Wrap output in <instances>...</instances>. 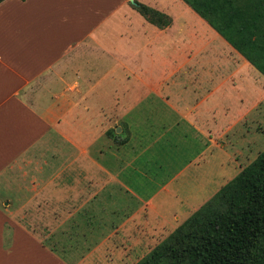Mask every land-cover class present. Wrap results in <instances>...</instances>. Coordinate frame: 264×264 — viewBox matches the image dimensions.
Segmentation results:
<instances>
[{
    "label": "crops",
    "instance_id": "1",
    "mask_svg": "<svg viewBox=\"0 0 264 264\" xmlns=\"http://www.w3.org/2000/svg\"><path fill=\"white\" fill-rule=\"evenodd\" d=\"M137 1L166 14L170 23L158 27L149 22L129 0L0 2V264H125L126 251L151 250L158 240L155 234L172 226L166 236L250 162L236 161L211 138L226 136L229 124L246 117L248 108L213 128L206 113L222 125L225 117L217 116L214 100L201 99L186 111L190 118L182 133L194 134L202 146L178 171L160 182L152 179L157 188L148 196L143 193V143L153 121L150 126L139 122L137 110L142 114L158 102L130 91L138 83L147 89L150 81L142 76L160 72L163 57L182 53L176 43L191 35L182 29L187 23L183 11L196 22L194 35L208 23L182 0ZM167 42L175 43L167 48L168 55L163 47ZM196 51L184 49L187 57ZM117 70L115 74L133 75L132 83L122 88L125 100L124 94L120 99L108 92ZM161 103L178 105L168 98ZM200 105L207 109H198ZM125 106L138 108L128 116L144 135L132 134L125 143L124 213L113 209L112 196L99 198L91 180L67 179L65 154L70 140L77 155L74 171L81 173V156L86 155L83 169L97 176L94 152L82 148V140L92 142L97 123ZM151 156L164 168L172 163L157 150ZM209 169L215 171L212 176L204 173Z\"/></svg>",
    "mask_w": 264,
    "mask_h": 264
},
{
    "label": "rangeland",
    "instance_id": "2",
    "mask_svg": "<svg viewBox=\"0 0 264 264\" xmlns=\"http://www.w3.org/2000/svg\"><path fill=\"white\" fill-rule=\"evenodd\" d=\"M182 4L187 7L184 1ZM181 17L187 21L182 29L186 31L185 33L191 34L187 41L176 43L179 48L178 51L182 53L174 55V58L163 57V69L160 72L157 71L142 76L145 81H150L145 83L149 84L145 85L148 87L147 89L143 88V84L138 83L135 90L130 91L134 95L146 93L148 95L146 97L147 101H156L158 106L143 108L145 112H142V114H139L140 109L138 108H128L127 106L119 108L118 113H115L114 117L103 118L97 123L95 137L92 142L90 140H82V148H91L94 152L92 158L98 164L97 176L96 171L92 177L89 175V171L83 169L86 168V155L81 156L82 162L80 163L83 166L81 173L77 170L74 171L75 159L77 158V155L73 153L75 145L70 140L67 141L69 143L65 154L67 179H81L87 182L91 180L95 185L93 189L96 190L99 198L104 196H112L114 198L115 203L112 207L115 211L125 213V143L129 141L132 134L134 136L138 133L144 135L137 129V123L130 121L129 110L132 112L138 109L137 120L139 122L144 121V125L150 126L152 123V130L148 129V135L143 143L145 149L143 158L147 164L145 166L146 175L142 174L140 176V179L146 182V186L143 187L142 191L147 196L152 190L157 188L156 183H150L152 179L154 182H160L167 175H170L171 172L185 165L190 155L197 153L195 151L196 148L202 146L201 141L197 137H191L194 134L187 132L184 135L182 133L183 129L186 128L187 119L190 118L186 111L201 99L214 100L213 104L218 106L217 116L220 118L225 117L223 122H221L223 123L222 125L219 120L214 122L215 120L210 112H205L209 115L207 123L213 128L226 125V122H229L238 110L248 108L247 112L244 113L246 117L229 124L226 129L228 130L230 126L232 129L227 132L226 136L221 133L216 136V139L211 137L213 142L216 141L218 145L224 146L230 152L232 158H237L236 161H238L239 157V161L246 164L255 159L264 150V76L249 62L244 59L240 61L236 53L230 51L232 47L207 24L203 25L200 33L194 35L196 22L193 16L189 12L183 11ZM222 42L225 43L222 44ZM174 45L175 43H163V47H166V54L167 48ZM226 45L229 47H226ZM187 48L188 50L199 49V51H196L197 53L194 56L192 53L190 57H187L184 52V49ZM166 54H163V56ZM187 54L189 55V52ZM115 73H119V71L114 72L113 90L108 92H111L114 98L117 95L120 99L124 94L125 100V90L123 92L122 88H126L132 83L133 75L126 71L125 75ZM159 83L162 84L160 88L149 89L151 84L158 85ZM105 85H108V83ZM105 85H100L99 88ZM215 87L217 88L215 89ZM165 98L178 105L173 107L164 106L162 103L159 105L161 100ZM207 106L211 108V102ZM207 106L200 105L198 109L205 111ZM149 109H153L154 112L149 111ZM130 114H133V112ZM197 115L201 117L202 114ZM151 119L153 122L148 123ZM173 121L175 122L172 123ZM176 122L178 124H175ZM174 134L178 135L179 138L174 136ZM161 135L162 137L159 138ZM155 136L158 138L154 140ZM176 139H179V142L175 141ZM90 144L92 145L90 146ZM152 149L157 150L158 154L172 162L169 168H164L161 162L155 163L153 156H151ZM84 152L82 150V153ZM211 160L215 161V159ZM232 165L234 166V162H232ZM235 165L237 166V164ZM148 168L149 170H147ZM213 172L215 171L210 169L204 171L205 174L208 173L211 176ZM225 175L229 176L228 173ZM174 190L176 191V189ZM121 199L124 200L123 204L120 203ZM171 228L172 226H169L164 231H161L160 236L155 234L158 240L154 242V246L170 233L164 236ZM161 236L164 237L161 239L159 238ZM149 251H126L125 264L136 263Z\"/></svg>",
    "mask_w": 264,
    "mask_h": 264
},
{
    "label": "trees",
    "instance_id": "3",
    "mask_svg": "<svg viewBox=\"0 0 264 264\" xmlns=\"http://www.w3.org/2000/svg\"><path fill=\"white\" fill-rule=\"evenodd\" d=\"M182 1L264 76V0ZM130 4L158 27L170 23ZM134 264H264V150Z\"/></svg>",
    "mask_w": 264,
    "mask_h": 264
},
{
    "label": "water",
    "instance_id": "4",
    "mask_svg": "<svg viewBox=\"0 0 264 264\" xmlns=\"http://www.w3.org/2000/svg\"><path fill=\"white\" fill-rule=\"evenodd\" d=\"M129 1L133 2V0H129Z\"/></svg>",
    "mask_w": 264,
    "mask_h": 264
}]
</instances>
